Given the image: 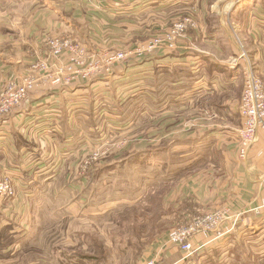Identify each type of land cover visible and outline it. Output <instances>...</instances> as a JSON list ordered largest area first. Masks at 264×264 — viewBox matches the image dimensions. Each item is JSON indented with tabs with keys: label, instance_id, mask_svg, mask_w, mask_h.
<instances>
[{
	"label": "crops",
	"instance_id": "0c3cea01",
	"mask_svg": "<svg viewBox=\"0 0 264 264\" xmlns=\"http://www.w3.org/2000/svg\"><path fill=\"white\" fill-rule=\"evenodd\" d=\"M0 1L14 8L0 13V90L30 73V59L48 56V36L69 35L90 49L114 51L145 44L173 14L186 12L199 22L176 49L120 65L113 75L86 83L40 86L20 111L0 121V173L10 174L16 188L14 198H0V259L17 258L37 222L59 221L85 202L90 206L77 199L76 189L81 182L92 188L99 179L94 171L78 181L76 164L80 149L112 122L138 144L131 156L140 188L168 184L178 175L172 194L180 205L203 213L231 207L241 218L235 229L225 224L223 236L263 238L264 135H258L245 160L237 158L235 148L248 60L264 78V0ZM27 7L34 9L19 11ZM231 29L239 31L248 57ZM170 126L195 133L173 136ZM101 169L102 179L118 166L103 163ZM182 214L187 221L196 215ZM209 239L201 233L196 243ZM164 242L168 247L160 251V264L182 263L179 248L168 238Z\"/></svg>",
	"mask_w": 264,
	"mask_h": 264
},
{
	"label": "rangeland",
	"instance_id": "374dc122",
	"mask_svg": "<svg viewBox=\"0 0 264 264\" xmlns=\"http://www.w3.org/2000/svg\"><path fill=\"white\" fill-rule=\"evenodd\" d=\"M10 9L14 8L2 6L0 3V13H7ZM24 9H34V7L19 11ZM33 14L34 12L30 16ZM186 16H190L199 24L193 15L186 12L173 14L163 31L149 35V38L162 35L170 27L171 22ZM231 31L236 33L235 39L247 56L239 31L235 29ZM176 44H179L178 41ZM97 50H107V48ZM250 63L255 72L254 63L251 61ZM255 74L264 82L261 74L256 72ZM172 126L168 129L173 136L195 133L193 129L187 131L183 126L175 128ZM120 128V126L116 128L113 122L109 123L105 128L107 131L95 132L92 141L87 142V145H100L107 141L111 145L108 147L109 156L104 160L105 162L92 158L89 160L95 165L87 171V175L95 171L92 176L95 180L99 179L98 185L94 183V187L90 188L89 185L81 182V189H76L77 199L89 201L90 206L85 202L81 204L82 207L77 206L74 211L70 210L68 216L62 217L59 221L37 222L26 246L17 258H1L0 264H141L146 259L164 256L160 251L168 247L164 241L167 240L169 231L187 221V219L183 220L184 211L192 212V215L203 213L199 207L187 210L172 194L174 187L181 181L178 180V175L169 178L168 184L162 181L153 189H148L146 184L140 188L141 184H138L134 178L131 156L133 148L137 149L138 144L131 140V133L120 131ZM145 139L152 141V137ZM141 145L143 148L148 146L146 142H141ZM94 150L93 147L80 149L81 158L76 164L78 181L82 179L77 172V165L82 157L86 155L93 157L95 152H101L103 149L95 152ZM118 152L122 153L117 154ZM108 158L111 161H108ZM103 163L104 165L115 163L118 169L101 179L100 176L104 171L98 168L102 167ZM136 171L138 173V170ZM141 171L142 169L140 173ZM194 209L196 212H193ZM164 245L166 247L163 249ZM207 247L211 248H208L206 253L197 252L193 258L183 260L179 264H208L211 261L210 255L215 256L217 264H264V236L261 239L255 234L252 236L239 234L228 238L222 235L205 248Z\"/></svg>",
	"mask_w": 264,
	"mask_h": 264
},
{
	"label": "built area",
	"instance_id": "2783aa9c",
	"mask_svg": "<svg viewBox=\"0 0 264 264\" xmlns=\"http://www.w3.org/2000/svg\"><path fill=\"white\" fill-rule=\"evenodd\" d=\"M197 28V23L190 16L172 22L162 35L148 40L145 44L130 48H120L114 51L90 49L86 44L69 35L48 36L44 45L48 56H35L29 60L30 73L21 80L11 81L0 90V121L5 117L20 111L24 102L38 87L51 85L68 87L77 83H86L96 78L113 75L116 68L126 63L146 57L158 51H169L178 48L176 44L185 37L190 29ZM236 36V33H234ZM242 50V49H241ZM33 54L32 51H29ZM242 56H246L242 50ZM239 103L242 125L238 130L237 158L247 159L249 151L258 135H264V82L255 74L250 61L244 72V86ZM109 142L100 145H85V150L95 148V156H83L77 165L78 176L87 177V171L95 164L92 160L102 162L109 156ZM89 154V153H88ZM92 154V153H90ZM97 164V163H96ZM16 196L13 177L0 173V198L12 199ZM240 212H234L231 207L215 208L211 211L195 215L185 223L172 228L168 240L182 252V260L193 258L197 252L209 243L223 235V226L231 224L234 229L241 218ZM201 233H208L211 239L197 244ZM158 258L146 259L141 264H160Z\"/></svg>",
	"mask_w": 264,
	"mask_h": 264
},
{
	"label": "trees",
	"instance_id": "16d2710c",
	"mask_svg": "<svg viewBox=\"0 0 264 264\" xmlns=\"http://www.w3.org/2000/svg\"><path fill=\"white\" fill-rule=\"evenodd\" d=\"M212 247V246H211ZM211 247H207V248H203V249H201L200 251H199V254H201V253H206V251H208L207 249L208 248H211ZM209 257V256H208ZM210 259H211V261L208 263V264H217L218 263V261L215 259V256H213V255H210Z\"/></svg>",
	"mask_w": 264,
	"mask_h": 264
}]
</instances>
